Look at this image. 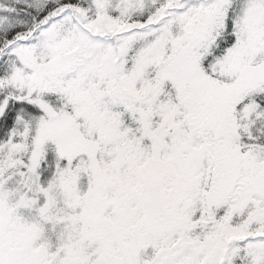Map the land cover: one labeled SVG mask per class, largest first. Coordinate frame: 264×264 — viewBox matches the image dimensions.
<instances>
[{
	"label": "snow or ice",
	"instance_id": "obj_1",
	"mask_svg": "<svg viewBox=\"0 0 264 264\" xmlns=\"http://www.w3.org/2000/svg\"><path fill=\"white\" fill-rule=\"evenodd\" d=\"M0 264H264V0H0Z\"/></svg>",
	"mask_w": 264,
	"mask_h": 264
}]
</instances>
